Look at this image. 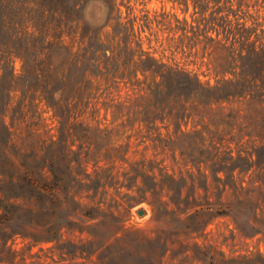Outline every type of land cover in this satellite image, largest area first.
Segmentation results:
<instances>
[{
    "label": "rangeland",
    "instance_id": "374dc122",
    "mask_svg": "<svg viewBox=\"0 0 264 264\" xmlns=\"http://www.w3.org/2000/svg\"><path fill=\"white\" fill-rule=\"evenodd\" d=\"M56 3L0 0V95L3 103L10 100L0 122L12 127L15 141L39 144L59 139V121L43 89L46 82L53 87L70 86L80 79L82 71L74 70V58L89 45L99 57L88 66L87 94L93 104L97 102L98 111L94 117L89 112L82 118L92 130H81L73 149L97 151V164L88 163L87 172L104 169L117 176L118 184L107 185L106 194L101 191L95 202L112 203L113 207L103 205L107 210L120 205L116 215L128 232L138 235L143 252L156 251L158 242L152 240L163 230L154 219L152 204L136 202L148 183L142 175L132 178L135 173L130 166L136 162H154L158 181L184 178L183 197L195 192L197 201L206 206L220 198L219 178L249 189L262 184V194L254 203L264 217V150L259 156L255 151L264 145V128H260L264 95L262 100L247 96L202 105L197 98L178 95L165 77L170 70L189 71L216 85L238 78L248 64L255 71L247 79L257 84L264 81V60L239 57L252 47L257 51L264 47V0H87L81 18L67 26L60 25ZM24 85L29 88L28 97L21 103ZM252 124L258 128L253 130ZM251 153L255 164L244 171V160L238 157ZM168 192L173 194L165 187L164 195ZM232 193L228 189L222 200L228 201ZM148 194L152 198L151 191ZM163 199L169 200L168 196ZM82 200L89 201L85 196ZM139 210L144 213L140 215ZM166 232L169 249L161 261L165 235L157 248L156 260L161 261L157 264H264V230L239 227L231 215H215L205 227L175 226ZM91 239L87 233L63 232L58 243L81 245ZM29 242L17 238L13 247L25 250L28 260L62 259L58 243ZM77 255L73 260L67 254L64 258L104 264L99 253Z\"/></svg>",
    "mask_w": 264,
    "mask_h": 264
},
{
    "label": "trees",
    "instance_id": "16d2710c",
    "mask_svg": "<svg viewBox=\"0 0 264 264\" xmlns=\"http://www.w3.org/2000/svg\"><path fill=\"white\" fill-rule=\"evenodd\" d=\"M86 1L57 0L56 10L59 12L60 25L67 26L69 22L79 20ZM91 50L92 48L86 45L83 52L74 58V70L78 73L82 71L80 79L75 80L70 86L60 84L58 87H53L49 82L44 86L43 92L46 93L44 99L54 110V115L59 121L58 140H51L49 143L42 141L39 144L34 140H23L22 143H18L15 141L12 127L4 120L0 122V144H2L0 147V264H80L74 261L67 262L64 258L67 254L73 260L79 256L78 252L82 254L88 252V256L99 253V258L104 264H157L161 263L169 249L166 232L168 229L175 226L189 227V225L205 227L215 215H231L239 227L246 226L254 232L263 231L264 217L259 212L258 204L254 203V200L262 194V184L249 189L236 181L229 179L222 181L219 178L223 184L220 198L213 203L207 202L206 206L197 201L195 192L193 195L188 194L183 197L184 185H181V182L187 183L184 178H161L158 181L154 172V162L148 164L136 162L130 167L135 173L132 177L134 180L138 175L148 178L147 188L142 190L144 195L136 202L148 200L154 207V219L162 225L163 231L152 240L158 242L157 246H154L158 248L166 235L162 244L164 253L160 256L161 261L156 260L157 248L153 252H148L146 249L143 252V242L138 235L128 232L122 226V218L115 212L119 209L118 203L114 204L115 210H107L103 205L113 207L112 203L107 204L104 200L95 202L101 191L102 194H106L107 185L115 186L118 180L109 170L95 169L94 173L87 172L85 167L96 160V150L90 148L85 150L81 147L73 149L74 137L78 136L81 130L86 132L92 130V126L82 118L89 112L94 117L98 111L97 102L93 104L87 94L90 83L87 80L88 66L91 62L95 65V58L99 57L95 54V49ZM239 57L241 60H250L251 57L264 60V47L258 51L252 47L245 55L240 53ZM252 71L255 70L244 64L238 78L224 79L216 85L203 82L199 75L189 71L170 70L165 77L168 79V84L175 87L178 95L197 98L200 104L206 105L213 101L247 98V96L253 100H262L260 97L264 95L262 92L264 81L257 84L248 80L247 77ZM28 90L27 85H24L25 99L21 103L27 101ZM3 99L4 96L0 95V117L7 111L6 107L10 102L8 99L7 103H3ZM176 107L177 105L172 106V109ZM148 114H145L146 117H150ZM257 128L255 126L253 130ZM260 128H264V121ZM260 150H264V145L255 150L258 156ZM250 155L238 157L239 160H244L245 164L241 166L244 171L250 170L255 164L253 154ZM146 167H148L147 171H141ZM148 171L153 173L149 174ZM165 187L173 191V194L170 195L171 192H168L164 195ZM192 188L196 190L194 181ZM228 189L233 190L232 198L225 202L222 197ZM149 191L152 198L148 196ZM163 195L168 196L169 200L163 199ZM83 196L89 201L82 200ZM172 204L175 208L171 209ZM183 204L186 208L182 207ZM91 220L96 222L93 225L87 224ZM63 232H79L80 235L87 233L93 236V239L81 245L73 241L59 244ZM17 238L30 240L29 243L32 245L56 242L57 248L62 252V259L52 258L51 261H47L38 256L37 259L28 260L24 254L25 250L19 251L13 247ZM98 238L106 240L100 243L96 240ZM10 241L12 244H9Z\"/></svg>",
    "mask_w": 264,
    "mask_h": 264
},
{
    "label": "water",
    "instance_id": "95a60500",
    "mask_svg": "<svg viewBox=\"0 0 264 264\" xmlns=\"http://www.w3.org/2000/svg\"><path fill=\"white\" fill-rule=\"evenodd\" d=\"M138 213H139L140 215H142V214L144 213V211H143V210H139Z\"/></svg>",
    "mask_w": 264,
    "mask_h": 264
}]
</instances>
